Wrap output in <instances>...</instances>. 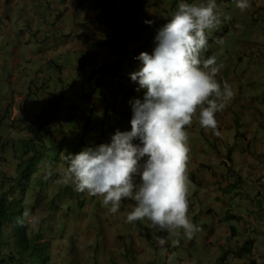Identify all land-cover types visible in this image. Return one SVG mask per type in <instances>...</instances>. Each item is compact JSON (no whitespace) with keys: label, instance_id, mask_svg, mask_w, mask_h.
I'll return each mask as SVG.
<instances>
[{"label":"rangeland","instance_id":"1","mask_svg":"<svg viewBox=\"0 0 264 264\" xmlns=\"http://www.w3.org/2000/svg\"><path fill=\"white\" fill-rule=\"evenodd\" d=\"M88 1H80L82 11L89 5ZM253 1L260 3L261 0H251V3ZM26 3L28 4L29 0L13 1L8 3L2 12L0 7V95L6 89L19 91V88L23 87V84L19 83H24L28 76L34 79L35 72L40 69L36 45H25L21 50L16 46L20 40L19 34H23L20 29L29 32V28L25 26L26 22L21 20L22 16L26 20H31L32 17L30 14L27 16L30 4L26 6ZM146 5L150 6L149 1ZM217 5L222 22L209 35L208 47L203 51V55L207 57L215 54L218 57L217 62L222 64V71L217 74V78L221 81L227 80L234 95L224 109L216 114L219 135L211 129L202 128L195 115L192 123L185 126L191 149L188 161V174L192 181L188 195L189 215L200 230L192 238L184 236L181 230H177L179 235L162 232L160 235L167 236V243L161 246L153 238L152 229L148 227L149 221L126 222L127 213L131 211L134 201L124 200L118 212L111 213L109 206L103 203L101 195L93 196L87 191H77L74 183H64L62 177L67 165L62 153L75 154L85 147L108 142L116 129H130L131 118V108L127 106V102L121 110L99 120L97 116L90 120L85 115L88 110L83 101L78 106V111L70 110L67 103H64L58 113L63 126L59 127L58 133L52 132L51 137L43 136L45 148L48 149L47 157L40 162L39 175L32 181L33 187L25 204L34 214L45 218L44 243L54 242L58 250L53 257V264H230L227 261L236 260L235 251L251 237L256 246L251 258L256 260L255 263L264 264V237H255L258 230H245L248 226L245 222L250 216L249 211L261 216L260 202L264 208V186L260 184L264 174V156L258 154L261 149L264 155V144L252 143L248 148L246 142L249 138L246 141L242 139L243 135L250 137L252 132L255 136L264 137V68L254 66L247 59L251 56L257 64L260 54L264 53V16L259 12V8H251L252 5L241 11L236 6V0H217ZM134 7H138V10ZM145 9L147 8L137 5L135 0H125L120 7V10L125 12L124 22L117 14L116 19L113 15L111 17L116 22L114 25L118 26V31L123 35L128 34V38L133 41L137 37L140 38V46L150 49L151 44H155L154 37L161 26L145 23V20H152L147 17L148 11ZM168 12L171 16L174 10ZM103 19L106 18L98 19L99 25L105 26L102 27L105 30L113 29L105 25ZM86 23L88 25L83 26V39L94 36L89 28L85 29L95 26V23L92 25L91 20ZM51 29L52 25H47L46 30ZM40 32L46 40L43 39V43L54 35L52 32ZM68 33L70 32L65 34ZM80 34L78 31L77 37H74V49L64 53L68 58L63 63L68 67L76 66L77 57L81 54ZM109 36L121 40L115 31ZM53 40L55 38L51 41ZM139 44L136 43L137 46ZM12 45L15 47H10ZM254 46H261L256 49V54ZM134 47L132 43L131 46H126L129 49ZM143 47L135 49L143 51ZM27 49H32L36 55L29 56ZM14 50L18 54L28 55V58L18 59V64L12 70L10 58L14 57ZM111 51L109 49L107 53L101 54L105 57V54L109 53L110 58L115 57V62L120 60L117 53H122V50L116 55ZM138 64L139 61L137 66ZM127 69L128 74L132 72V68ZM11 76L16 78L17 87L14 84L12 87L8 85ZM118 83H121V80ZM129 83L132 85L135 82ZM253 86H256V89L248 88ZM142 95L143 90L137 92V97ZM30 99L32 100V96ZM2 106L3 98L0 96V110ZM233 115L235 118L230 119ZM5 119L7 130L12 133L8 137H0V155L20 158L23 151L21 138L29 140L31 134L36 135L39 128L43 127H39L40 123H37L33 129H13L9 116ZM223 119L225 122L222 123ZM249 127L252 129L249 130ZM45 131L50 129L46 128ZM236 141L241 142L236 147V159L243 161L240 150L244 146L250 153L247 166H251L249 170L245 167V172L236 170V179L241 177L242 186L230 191L231 188L225 190V186L234 179L228 180L225 177L229 168L228 164L223 162L228 155L226 148ZM7 163L9 161L0 166L5 170L11 168L14 173V164L10 167ZM35 187L37 189H34ZM37 226L31 225V228L36 229ZM234 230L235 235L232 234Z\"/></svg>","mask_w":264,"mask_h":264},{"label":"clouds","instance_id":"2","mask_svg":"<svg viewBox=\"0 0 264 264\" xmlns=\"http://www.w3.org/2000/svg\"><path fill=\"white\" fill-rule=\"evenodd\" d=\"M120 1L122 0H118ZM138 1L141 0H135V3L138 4ZM236 6L244 11L251 6V0H236ZM259 12L264 16V10L260 9ZM221 22L217 0H200V2L179 0L176 10L158 29L154 37L155 44H151L148 51H140V49L138 51L135 48L142 46L139 43L137 46L134 41L131 42L135 46L131 49V57L139 61V64L129 76L138 84V88L135 86L133 97H129L126 101L120 100L119 109L121 110L125 102L131 108L130 129L118 128L108 142L85 147L78 153H62L67 165L62 177L64 183H74L77 191H87L93 196L101 195L103 203L109 206L108 210L111 213H117L124 200L134 201L131 211L127 213L126 222L149 221L148 227L152 229L153 238L161 246L167 243V236L160 235L162 232L179 235L180 232L177 230H181L184 236L192 238L200 230L189 215L188 195L192 181L188 174V161L191 149L185 126L192 123L195 115L202 128L211 129L219 135L216 114L224 109L234 95L230 83L217 78V74L222 71V64L217 62L218 57L215 54L207 57L203 55V51L208 47L209 35ZM145 23L150 25L153 21L145 20ZM68 32L70 33L66 34V39L74 42L72 35H77L78 31L70 28ZM80 33L82 34L83 31L80 30ZM19 38L16 46L21 50L28 43L23 40V34L20 33ZM131 43L126 46H131ZM258 47L261 48L254 46V54ZM67 51L69 49L63 50L62 53ZM18 55L20 57H16ZM18 59L25 60V54H18L14 50V57L10 58L12 70L18 64L16 62ZM46 59L38 61L44 62L47 61ZM247 59L254 66L264 68V53L260 54L257 64L253 62L251 56ZM34 76V79L28 76V79L21 83L23 87H20L19 91L6 89L1 93L3 106L0 110V136L8 137L12 133L11 130H7L6 116H9L13 129L15 127L24 129L34 126L33 123H36L38 116L43 113L47 99L39 96L38 100L30 90L40 89L46 84L47 79L41 69L36 71ZM31 82L34 83L30 89L28 84ZM13 84L17 87L16 78L11 76L8 85L12 87ZM248 88L256 89V86ZM141 90H143L142 97H137V92ZM87 110L85 115L90 120L94 116H97L98 120L104 119L108 114L115 112L111 108L105 110L99 103L90 106ZM230 119H234V115ZM60 126H63L61 121L52 119L44 128L50 129L55 134L59 132ZM230 148H226L228 155L223 162L228 164V167L231 165ZM260 150L258 154L264 156ZM236 152L237 149L233 148L234 157ZM240 154L243 158H247L248 155L247 159H250V153L244 146ZM7 161L10 167L14 164V173L11 168L5 170L0 166V175L6 173L15 176L20 159L0 155V164L4 165ZM244 165H247V162L242 164V167ZM241 168L237 171H241ZM225 177L227 178V175ZM228 183L234 181L227 182L226 185ZM7 188L2 191L0 189L2 205H6L2 198L10 194ZM21 196L22 194L19 193L18 197ZM28 198V194L24 195L23 212L17 218V222L27 223L31 232L41 230L40 234L44 236L45 218L37 216L31 209L26 208ZM31 225L38 226L32 229ZM1 228H9V233L6 232V235H11V232L15 234L14 225L9 224L8 221L2 222ZM48 244L53 258L58 250L54 242ZM245 262L247 261L237 259L227 261L230 264Z\"/></svg>","mask_w":264,"mask_h":264},{"label":"trees","instance_id":"3","mask_svg":"<svg viewBox=\"0 0 264 264\" xmlns=\"http://www.w3.org/2000/svg\"><path fill=\"white\" fill-rule=\"evenodd\" d=\"M113 1L106 0L103 3L99 2L103 7V13L99 15L94 14L92 19L87 17L83 18L82 21L79 22L80 25L78 31H83V26L88 25L86 21L91 20L92 25L94 22L95 26H89L85 29L87 30L89 28L88 30H91L94 34V36H90L89 39H83V33L80 34L81 39L85 43H82L81 54L77 57L78 60L76 66L71 65L68 67V65H64L63 63L68 57L64 55L65 52L62 53V50H72V48H64V45H60L59 38L62 34L57 38L58 33L56 32V36L52 37L55 38V40L52 41V45H49V43H43L42 40H45V37H40L39 33L41 32L39 30L33 32L29 31L30 38L28 39V46L36 45L37 52L42 51V54H49L50 51L54 52V55H52V57L49 56L47 61H38V65L40 66L45 79H47L46 86L44 85L40 89L30 90L31 94L38 100L39 96H41L42 98H46L47 102L43 107V113L38 116L37 122L33 123L34 126H29V128H36L37 123H40L39 127L43 128H39L36 135L31 134L29 140H23V138H21L20 141L22 143L23 151L19 158L20 162L16 167L15 176H9L6 173L0 175L1 191L8 187L6 190H9L10 192L9 195L2 198L6 205L0 204V264H53L50 246L42 240L44 237L40 234L41 230L31 232L27 223L20 224L17 222V218L23 212L24 195L29 194V191L32 190V181L37 179L36 177L39 175L40 162L47 157L48 149L45 148L43 136L51 137L52 131H45L46 128H44V126L50 123L52 119L60 121L58 113L64 103H67V108L70 110H77L82 101L87 108L99 103L101 106H104L105 110L106 108H111L116 112L121 107L120 100L123 99V101H126L135 93L136 82L132 85L129 83L132 80L127 73L129 70L127 68H132V71L136 70L137 61L131 57L132 50L126 48V45L133 40L128 38V34L123 35L122 32L118 31V26L114 25L116 22L113 21L111 16L113 15L116 19L115 14L120 9V6L118 5V0H116L115 3ZM148 1L150 6L146 5V2L148 3ZM148 1L146 0L145 2V0H141L137 5L147 8L145 9L148 11L146 13L147 17L153 20L155 26H163L167 22V19L170 18L168 11H175L179 3V0ZM134 8L138 10V7ZM32 14L35 13L32 12ZM100 18H106L102 21H105L104 24L108 27H112L114 30L103 29L102 27L105 26L99 25L98 22V19ZM120 18L122 19V22H124L125 16H120ZM29 22L30 21L26 24H29ZM114 31L119 35V38H121L120 41L115 37L109 36V34ZM139 41L140 38L137 37L134 42L139 43ZM59 48H61V51H59ZM109 49L112 50L111 53H114V55L122 50L123 54L117 53L119 54L118 56H120V60L115 62V57L110 58L109 53L105 54L106 56L103 57L101 53H107ZM148 50L149 49L143 47V51ZM119 80H121V83H118ZM33 83L34 82L29 83L28 85L30 86H28V88L31 89ZM250 129L252 128L249 127V130ZM248 138V148L252 143L255 145L264 144V137L262 136L260 138L258 135L255 136L253 135V132L250 137L247 135H243L242 137V139ZM238 144L239 142L236 141L230 146L231 153L229 155V162L231 165L228 167L227 178L230 179L232 175L235 180L234 183H228L225 190L231 188L230 191H232L238 189L239 186H242L241 177L236 179L235 174H237L236 170L242 167V164H246L247 158H243V161H238V159L233 156V148H236ZM256 158L260 159L258 156H256ZM250 166L251 164L248 166L244 165V167L241 168V171L245 172V167L249 170ZM254 169L257 170L256 168ZM261 181L262 183L260 184L264 186V174L262 175ZM15 184H18L20 187L15 186ZM34 189L37 188L35 187ZM19 193L22 194L21 198L18 197ZM259 210L261 216L254 214L253 211H249L250 216L247 217L245 222L248 226L245 230H258L255 237H257V239L259 237L263 239L264 208L262 207L261 202ZM228 216L235 217L234 215ZM4 221H8L9 224L12 223L14 225L15 234L11 232V235H6V232L7 234L9 233V228H1L2 222ZM257 227H261V229H258ZM233 232L234 233L232 234L235 235V230ZM254 244V239L252 237L245 240L243 245L235 251V258L237 260H248V262L243 264H256V261L251 258V253L256 247Z\"/></svg>","mask_w":264,"mask_h":264},{"label":"crops","instance_id":"4","mask_svg":"<svg viewBox=\"0 0 264 264\" xmlns=\"http://www.w3.org/2000/svg\"><path fill=\"white\" fill-rule=\"evenodd\" d=\"M13 1H20V0H8V1L0 0L1 10H4L2 7H7V4L13 3ZM21 1L27 2L28 0H21ZM80 1L82 0H29V3L28 4L26 3V6L30 4V7H28L29 12H27V16L30 14L32 18L31 20H26V18H23L22 16L21 20L24 19V22L26 23L30 21L29 24L25 25L29 28L28 31L33 32L39 30V31H44L45 33L54 32L53 35L54 37L56 36V32H57L58 33L57 38L62 34L61 37L59 38V43L61 46L64 45V48L68 46L75 47L76 40H74V42H72L71 40H67L65 33L68 32L70 28H73V31L75 30L78 31L80 25L79 22H81L83 18L87 17L92 19V17H94L93 16L94 14L99 15L103 13L104 11L103 7L99 2L103 3L106 0H89L88 1L89 5L87 7H84V11L81 10L82 6H80ZM124 1L125 0L118 2V5L122 7ZM251 5H252L251 8L253 9L257 7L259 8V10L260 9L264 10V0H261L260 3H256V1H253ZM60 8H64V10H61ZM43 9L48 10V12H45ZM32 12L37 15L32 14ZM116 14L118 15V17H120V16H124L125 12H122L119 9ZM54 16H55V20H53ZM47 25H52V29L46 30ZM262 30L264 31V28ZM20 31L23 33L24 36L23 40L26 43H28V39L30 38L29 32H24L25 31L24 29H20ZM39 34L40 37H42L43 35L42 32ZM74 37L76 38V34ZM51 40L52 38L49 39L46 42V44L49 43V45H52ZM80 42L83 43V40L80 39ZM79 47H82V44ZM27 52L29 56L39 54L37 55L39 60L43 58L48 59L49 56L52 57V55H54V52H50V51L49 54L48 53L41 54L42 51L37 52L35 54L33 50L28 49ZM28 55L27 56L25 55V59L28 58Z\"/></svg>","mask_w":264,"mask_h":264}]
</instances>
